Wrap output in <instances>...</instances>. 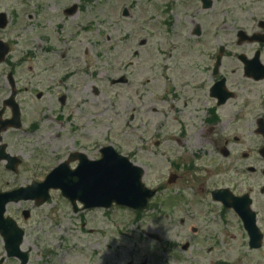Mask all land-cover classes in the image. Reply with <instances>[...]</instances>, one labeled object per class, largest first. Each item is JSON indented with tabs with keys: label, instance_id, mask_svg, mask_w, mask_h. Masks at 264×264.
<instances>
[{
	"label": "rangeland",
	"instance_id": "obj_1",
	"mask_svg": "<svg viewBox=\"0 0 264 264\" xmlns=\"http://www.w3.org/2000/svg\"><path fill=\"white\" fill-rule=\"evenodd\" d=\"M24 1L10 0V10L18 9L20 3ZM72 1L85 6L83 13L71 18L64 15L60 17L61 9ZM130 1L133 3H128ZM215 1L214 8L208 12H200L198 1L194 3L193 9L178 3L177 11L170 12L169 16L162 12L168 0H31L33 6L30 8L26 3L25 12L20 19L23 21L24 18V22L33 28L42 24L43 33L55 31L56 26L64 22L66 27H70L69 29L79 24L91 25L90 30L86 29L82 35L92 38L93 43L85 44L90 54L91 50H96L94 54L98 52L99 55H88L86 63L90 68L80 74L78 83L72 79L59 83L62 86L59 89L55 86L46 88L49 84L46 79L40 90H34L33 93L31 88L27 91L22 89L24 99L21 101L26 127L16 131L13 138L11 135L8 136L6 140L12 142L10 151L22 156L24 161L18 175L5 173L6 176L0 180V189L17 188L29 184L33 179L43 178L53 166L61 160L64 161L74 148L87 152L91 159H98L100 147L110 143L124 154L138 153L133 157L134 162L146 168L145 181L149 186L157 185L162 178L166 177L167 180L170 161L162 158V161L157 163L153 160V154L157 150H171L172 145L166 143L159 148L153 146L159 139L154 132L155 118L152 117L153 125L148 128L143 124L142 119L145 113L144 107L155 104V101L151 100L150 95L142 105L135 100H128V95L126 97L125 94L118 99H112L114 93L121 89L127 92V86L109 87L112 77L127 76V73L139 81L144 73L132 72L138 67L137 63L132 66L133 70L126 67L117 70L118 63L124 60L115 59V56L130 51V48L138 49L136 40L142 34L152 33L159 28L153 37L148 38L151 42L142 47L141 51L155 52L157 48L156 52L158 50L163 52L166 46H169L171 53L166 54L168 66H174V71L177 70L175 66L186 64L188 58L183 57L185 55H198L197 51L201 48L210 52L217 50L220 43L216 37L217 33L214 34L218 29L216 24L224 23L226 18L227 24L240 28V25L232 23L231 20L250 18L251 9L248 10V1L251 0ZM0 5L2 9L6 8L4 2H0ZM126 5H130L132 9L131 19L128 21H124L120 16ZM159 15H163L162 19ZM16 17L15 15L17 20ZM117 17L119 20L116 22L121 28L113 30V21ZM172 19L176 22L175 25L172 24ZM186 21L201 22L208 34V38L205 36L203 39L210 42L197 45V39H187L193 25L189 24V28L184 30L181 23ZM167 22L172 26L166 25ZM18 25H21V21ZM9 28L6 32H0V35L5 38L11 36L14 39L26 35L25 26L15 28L12 33V26L10 25ZM140 28L142 31H139ZM129 30L135 31V35L124 40ZM137 30L139 33H136ZM30 38L38 42L37 38L28 32L27 42ZM14 49L18 51L17 54H22L29 50V42L24 45L19 41V44L14 45ZM81 49L84 50V47ZM109 50L113 52L108 53ZM76 55L79 56V53ZM262 60L264 62V55ZM108 62L115 66L110 69ZM71 63H76L74 57L71 58ZM90 63L93 67L89 65ZM209 64L212 65L213 62ZM27 66L29 63L25 62L22 67ZM239 69L230 80L231 87L239 96L225 107L218 108L220 122L218 131L204 134L205 143L200 142L198 135H193L195 139L193 150L204 151L202 155L210 161L209 170L211 172L217 170L216 175L208 179V188L228 186L230 180L234 182V164L251 165V160L255 161L257 150L258 162L264 164V158L262 159L259 154V150L264 146V137L257 133V120L260 117L264 118V81L254 82L242 74V68ZM92 70H98L101 76L98 79L92 76ZM57 72L59 69L54 76ZM142 78L145 80L146 76L143 75ZM25 80L27 79H21L23 88L26 85ZM94 85L98 87L101 95L95 93ZM62 88L68 103L61 107L58 95ZM38 91H43L45 94L42 100L37 99ZM129 92L135 95L133 89ZM82 99L86 103L80 105ZM212 102L205 107L204 117L209 116L208 109L214 104ZM42 106L45 107L41 108ZM73 111L74 116L76 115L74 118L70 117ZM34 120H37L40 129L32 132L27 127ZM192 122L198 126L207 125L197 119ZM215 124L210 123V126ZM193 127L190 126L189 129ZM148 136L152 140L150 152L141 150ZM225 138L228 139L226 147L232 153L227 158L221 153V149L226 145L222 141ZM94 141H98L100 145L94 147ZM244 152H251L253 158L245 159ZM202 155L196 154L200 157ZM241 169L245 170V168ZM249 178L251 175L242 177L243 181ZM190 184L182 183L183 186ZM259 199L255 208L259 214L258 224L264 232V197L259 196ZM212 203L210 202L211 206L206 210L200 211L201 213L195 210L197 216L193 215V217L180 208L177 211H170L168 206L162 216H156L152 210L145 212L143 218L138 220H135L137 218L132 213L118 207H113L110 211L101 209L76 214L69 211L72 208L65 204L60 192H53L51 199L41 206H37L32 201H20L9 204L8 208L18 215L17 218L26 229L24 242L25 248L31 250L30 264H222L225 262L264 264V246L259 250L250 249L249 237L236 218L228 216L227 226L213 224V220L218 217L214 216L212 210L218 206ZM24 210L31 212L29 219H25ZM205 212H207L206 218L211 220L210 231L194 233L195 226H199L198 216ZM152 234L157 235L158 239L151 238ZM187 242L191 247L184 250L183 245ZM220 257L227 261H217Z\"/></svg>",
	"mask_w": 264,
	"mask_h": 264
},
{
	"label": "flooded vegetation",
	"instance_id": "obj_2",
	"mask_svg": "<svg viewBox=\"0 0 264 264\" xmlns=\"http://www.w3.org/2000/svg\"><path fill=\"white\" fill-rule=\"evenodd\" d=\"M30 1L31 0H25L20 3L18 9L10 10V0H0V2H4L6 4L7 8H5L6 10L2 9L0 5V15L3 14V17L0 18V24L6 22L4 25L5 28H0V32L2 33L9 30L10 25L12 26L11 33L15 31L17 27L25 26L24 34L29 32V34L33 35V37H36L38 40V42H35L34 38H30L28 41L29 50L27 49L24 53L17 54L18 51L14 49V45H16L19 40L22 41L24 45H27L28 42L26 38L17 37L14 39L11 36H9V38H5L0 35V41L3 42V49H1L0 52L7 51L5 62L0 64V137H2L0 146L6 144L7 151H9V147L11 148L12 145L10 140H6L7 137L11 135L13 138L15 132L19 131V129L15 126V111H18L19 109L21 113L24 111L22 105L23 102L21 101L24 99L22 89L27 91L31 88V92L33 93L34 90L40 89L41 86L44 85V81H46V79L49 81L46 88L55 86L59 89L62 87L59 83L64 81L68 82L73 78L78 83L80 74L82 72H86V69L90 68L86 63L90 52L85 44L92 42V38L88 36L85 37V35L82 34L86 31V29L90 30L91 25L84 26L83 24H79L77 27L69 29L70 27L66 28L64 22L60 24V26L57 25L55 31L43 33L42 24L33 28L30 24L24 22V18L23 21L20 19L22 13L25 12L24 8L26 3L29 8L33 6ZM197 1L200 4V12H208L212 10L216 2L215 0H212V5L205 9L203 0H168V4L165 8H162V12H165L164 14L169 16L170 12H173L174 10L177 11L178 3H183V5L187 8L193 9L194 3ZM155 2L157 1H154V3ZM128 3L132 4L133 2L130 1ZM248 6V10L251 9L250 18H237L235 20H231L232 23L237 24L238 26L240 25V28L237 29L227 24L226 18L224 23L216 24L218 29L217 32H214V34L217 33L216 37L218 43H220L218 44L217 50L210 52V50L207 51L201 48L197 51L198 55L183 56L188 58L186 64L182 66H175L177 68L176 71L173 70L174 66H168L166 54L171 53V48L169 46H166L163 52L162 50H158L156 52L157 48L155 52L147 53L141 51L142 47L151 42H149L148 38L153 37L160 28L152 33L149 32L150 35L149 33H146L145 35L142 34L141 37L136 40L138 49L133 50L130 48V51L119 55L116 54L115 56V59L122 58L124 60L118 63L116 67L117 70L125 67L133 70L132 66L137 63L138 67L132 72L137 73L138 71L141 74L144 73L143 75L146 76V79L143 80L144 78H142V75L141 79L138 81L133 75H128L127 73V76L119 78L112 77L109 81L110 88L116 86L112 85V81L120 78H124V82L121 81L119 85L127 86V92H124L121 89V91L114 93V97L112 99H118L122 94H125L126 97L128 95V100H135L142 105L150 95L152 97L151 100H154L155 104H149L147 107H144L145 113L144 117H142L143 124L146 125L147 128L152 126V117H154V132L155 136L159 139H157V142L153 146L159 148L160 146H165L166 143L172 145L171 150H157L153 154V160L157 163L161 162L162 158H164L165 161H170V171L168 174L172 173L177 174L178 176L174 184L165 182L163 178L157 183V185H161L158 188L159 193L150 204V208H153V214L156 216H162L164 212H166V209H168L166 207L169 206L170 211H177V209L180 208V210H184L185 213H188L193 217V215H196L195 210H198L199 212L204 209L206 210V208L211 206L210 202H213L218 206L216 209L212 210L214 216L218 217L213 220V224L216 223V225L223 227L227 226V216L237 218L233 209H228L223 203L216 202L212 199L213 190L212 188L210 189L207 187V181L211 176L216 175L217 170L215 172H211L209 170L208 163H210V161L206 160L202 155V153H205L204 151L201 152L193 150V147H195V139L193 138V135H198L200 142L205 143L206 138L203 136L204 134H211L218 131V127L220 126L218 108L225 107L239 96L230 85L231 76L235 75L234 73L239 68H242V74L244 75L246 61L249 62L254 60L259 52L261 53V59L264 55V0L248 1ZM258 6L260 7L258 8ZM72 8H76L75 13L73 15H67L66 13H70ZM124 8H127L128 12L125 13V10L123 9L120 16L123 17L124 21H128L131 19L130 12L132 9L130 5L125 6ZM253 9L255 11H253ZM84 10V5H81L79 2L72 1L61 9L59 16L61 17L64 15L65 17L71 18L79 13H83ZM15 15L17 16V20L15 19ZM81 16L82 15H80V17ZM26 17L29 19L27 15ZM159 17L162 19L163 15H159ZM117 20H119L118 17L113 21V30H115V28H121V25L116 22ZM20 21L21 25H18ZM243 22L247 23L241 24ZM167 23L168 24L166 25H170L169 22ZM175 23L176 22L172 19V24L175 25ZM189 24L193 25V27L190 29V33L188 32L189 35L187 39H197V45L204 44L203 42H210L209 40L203 39L205 36L208 38V34L201 22L186 21V23H181L184 30L189 28ZM197 28H199V34H197ZM243 28H245L244 30L249 36L255 35L256 38L254 41H250L248 37L239 35V30ZM139 31H142V29L140 28ZM139 31L137 30L136 33H139ZM127 32L128 35H126L124 40L127 38L130 39L135 35V31L133 30H129ZM231 37L232 39H230ZM82 47H84V50L81 49ZM95 51L96 50H91L90 55L98 56L99 53L97 52L94 54ZM112 52L113 51L109 50L108 53ZM78 53L79 56L76 55ZM72 57H74V61L76 62L75 64L71 63ZM211 61L213 62L212 65L209 64ZM25 62H28L29 66L22 67ZM82 64H84L83 69ZM89 65L93 67L92 63ZM108 65L110 66V69L115 66L110 62H108ZM57 69H59V72H57L56 76H54ZM91 75L97 79L101 76L98 70H92ZM23 78L27 79L25 80L26 85L24 88L21 85V79ZM221 82H224V88L230 96L226 99L224 93L223 97L225 99L221 104H219L220 99H216L212 96V90ZM131 89L135 91L136 98L133 93L129 92ZM94 91L96 94L101 95L100 90L96 87V85H94ZM60 92L61 94L59 96L61 97H59V100L62 101L64 98L65 102L63 105H65L68 103L67 96L62 95L64 93L63 88ZM13 94H15L14 100L10 101ZM39 94L40 93L38 91L37 99L42 98ZM210 102H212L213 105H211L208 109L209 116L204 117L203 113L205 112V107H207ZM22 117L24 119V113H22ZM194 119L201 120L207 125L198 126L197 124H193L192 121H194ZM210 123L216 124L211 127ZM190 126H194L193 129H189ZM195 129L196 131H194ZM201 138L203 140H201ZM222 141L226 145H224L221 149V153L227 158L232 155L231 151L226 147L228 139L225 138ZM151 142L152 140L150 139V136L145 138V145L141 150H147L150 152L152 146ZM93 146L98 147L99 142L94 141ZM76 152L84 153L82 150L74 148V150L67 155L65 160L70 158V155ZM85 154L88 157L90 156L87 152ZM196 154H201L202 156H196ZM134 155L137 156L138 153L128 154L133 161ZM243 157L248 160L252 159L253 155L251 152H244ZM254 158L255 161L253 162V160H251L252 164H249L248 166H242V164L238 166L234 164L233 171L235 181L233 182L230 180L228 186H222L230 189V191L236 196L250 195L253 206L259 203V196L264 197V164H259L258 162V150L257 155H255ZM76 163L77 162H73L72 164ZM4 167L5 165H3V168ZM159 167L162 169L161 166ZM241 168H245V170H242ZM0 169H2V166H0ZM5 171L10 172L8 174L13 173L15 176L19 174V169H17L16 172L9 170ZM5 171L0 173V180L3 176H6ZM196 172L198 173L196 174ZM162 175L163 172L161 171V176ZM247 175H251V178L243 181L242 177L245 176L246 178ZM183 182L189 184L192 183V185L183 186ZM67 206L70 207L69 204H67ZM87 211L89 210H84L80 206V211L76 214H83ZM207 212L198 216L199 226H195L194 233L210 231L211 220L206 218ZM134 214L136 215L135 211ZM8 216L18 221L17 214L8 211L7 217ZM13 240H17V237H13ZM25 246L26 244L23 242V249L28 252L29 257L27 264H30L32 258L31 250L25 248ZM184 247L185 250H187L188 247H191V245L187 242L183 245V249ZM21 260V257L10 254L6 247V241L0 232V264H21ZM217 261H226V259L220 257Z\"/></svg>",
	"mask_w": 264,
	"mask_h": 264
},
{
	"label": "water",
	"instance_id": "obj_3",
	"mask_svg": "<svg viewBox=\"0 0 264 264\" xmlns=\"http://www.w3.org/2000/svg\"><path fill=\"white\" fill-rule=\"evenodd\" d=\"M204 2L205 7L211 6V0H204ZM257 65L258 56L256 60L246 61V73L260 80L264 78V67L261 66L263 69L258 70ZM212 91L213 95L220 98V103L225 99L224 93L226 99L230 96L224 88V82L219 83ZM262 131H264V127H262ZM102 155L101 160L94 162L82 158L80 166L74 171L69 169L68 164H63L56 168L43 183H34L26 188L0 193V228L4 226L1 221L4 222L5 206L9 202L31 199L36 200L40 205L49 199L51 189H61L64 196L73 203L80 200L88 208H108L113 204L135 209L146 208L149 199L156 194V190L148 189L143 183V168L132 164L112 148L103 150ZM5 157L12 162V158L0 153V160ZM214 197L223 200L228 207L231 206L237 210L250 235V245L253 248L260 247L263 237L256 226V214L250 208V200L241 205L237 202L238 200L235 201L236 198L227 194L226 191L220 190L214 192ZM23 233V231L19 233L18 246L15 248H19Z\"/></svg>",
	"mask_w": 264,
	"mask_h": 264
}]
</instances>
